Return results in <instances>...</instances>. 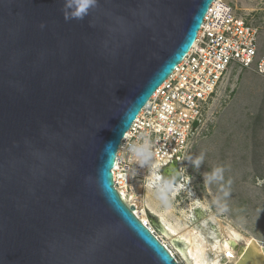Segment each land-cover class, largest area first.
Listing matches in <instances>:
<instances>
[{"label":"water","instance_id":"water-1","mask_svg":"<svg viewBox=\"0 0 264 264\" xmlns=\"http://www.w3.org/2000/svg\"><path fill=\"white\" fill-rule=\"evenodd\" d=\"M213 1L97 0L65 21V0H0V264H181L113 167Z\"/></svg>","mask_w":264,"mask_h":264},{"label":"rangeland","instance_id":"rangeland-1","mask_svg":"<svg viewBox=\"0 0 264 264\" xmlns=\"http://www.w3.org/2000/svg\"><path fill=\"white\" fill-rule=\"evenodd\" d=\"M233 5L238 14L260 27L261 43L264 45V0H233ZM201 153L204 154V160L199 169L188 159H183L182 162L187 173L192 176L189 185L199 203L194 206L192 197L189 198L184 191L174 196L172 210L168 214L172 224L181 227L182 232L191 234L190 230L194 225L192 226L190 217L194 218V213L201 211L200 207L204 206L210 221L219 225L222 237L236 231L245 237L257 238L264 244V211H258L264 209L263 77L250 70H236L227 78L212 101L207 123L193 137L185 156L194 159ZM218 166L224 167V180L206 185L205 173H210ZM229 180L231 184L228 183ZM147 184L148 180L133 182L130 189L136 188L144 200L157 204L154 188ZM225 191L229 192L227 197L223 195ZM213 197L217 198L218 203H211ZM188 204L194 210H188L186 214ZM225 204L229 209L226 212L220 210ZM160 208L163 209L161 205ZM150 223L156 233L161 235V240L163 241V237L175 251L179 260L183 264H189L171 239L152 220ZM197 240L206 246L207 259L217 258L221 248L210 249L209 245L212 243L205 236L201 235Z\"/></svg>","mask_w":264,"mask_h":264},{"label":"built area","instance_id":"built-area-1","mask_svg":"<svg viewBox=\"0 0 264 264\" xmlns=\"http://www.w3.org/2000/svg\"><path fill=\"white\" fill-rule=\"evenodd\" d=\"M260 33L259 26L236 12L233 0L213 1L195 44L150 97L122 140L113 167L115 186L121 194V189L130 190L133 182L147 180L151 169L150 164H141L133 152V146L144 139L141 136L148 134L155 148L168 152L160 161L162 166L180 169L227 78L236 70H250L264 78Z\"/></svg>","mask_w":264,"mask_h":264},{"label":"bare ground","instance_id":"bare-ground-1","mask_svg":"<svg viewBox=\"0 0 264 264\" xmlns=\"http://www.w3.org/2000/svg\"><path fill=\"white\" fill-rule=\"evenodd\" d=\"M161 167L162 168L160 170V173L156 174H160L165 179H171L175 175V173L179 171V169L173 168L174 166L171 167V169H167L162 165ZM146 177L148 180L147 185L153 188L152 168L146 174ZM180 181L181 177L176 176V183L178 184L180 183ZM121 190V195L126 201H128L129 203L136 204V214L139 215L152 229L154 227L151 225L150 220H154L156 226L162 231V233H164L171 239L176 249L187 260L189 264L233 263L247 249L249 242L252 239V237H245V235L243 236L242 233L236 231L230 232L229 235H224L222 237L219 225H216L217 223H213L212 221H210L209 217L207 216V213L204 211V206H197L200 207L201 211L195 212L194 218L190 217L192 226L194 225V227L190 230V232L192 231V233L187 234L186 232H182L181 227L173 225L171 220L169 219L168 214L171 212L172 207L167 211L161 209L158 200H156L158 201L156 202L157 204L148 199L144 200L142 194L136 188H132V190L130 189V191H127L126 187H124ZM183 191L185 193L191 191L193 193L192 200L195 199L194 192L192 191L190 185H188L186 189L182 190V192ZM180 192H178L174 196L179 195ZM191 209L194 210L193 206H190L188 204V209H185V213L187 214L188 210L192 211ZM201 235L205 236L206 240L211 241L212 244L209 245L211 246L210 249L216 248L218 250V248H221L218 250L219 254L216 259L209 260L205 256L206 246H203V242L201 243L197 240V238ZM159 237H161V235ZM162 239L163 242L178 259V261L183 264L179 260L175 251L171 249L167 241L163 237ZM257 241L264 246V244L260 240L257 239Z\"/></svg>","mask_w":264,"mask_h":264},{"label":"clouds","instance_id":"clouds-1","mask_svg":"<svg viewBox=\"0 0 264 264\" xmlns=\"http://www.w3.org/2000/svg\"><path fill=\"white\" fill-rule=\"evenodd\" d=\"M97 0H65L63 6V15L65 21L77 19L83 20L85 16L89 14V10L93 8L96 4ZM41 28L45 27L44 23H41ZM171 131V129H168ZM149 135L145 134L141 137L144 139L141 143L133 146V152L136 157L140 161L141 164H150L152 168V183L154 188V196L160 202V205L164 210H169L172 206V198L178 192L187 188V186L192 181V176L187 173V169L181 167L179 171L175 173V175L171 179H165L160 174L161 170V163L168 155V152L162 151L159 148H155V143L148 139ZM155 148V150H153ZM184 159H188L191 161L192 165L199 169L203 160L204 154L201 153L198 157L192 158L191 156H185ZM171 162V161H170ZM169 162V164H170ZM176 176L181 177L180 183H176ZM224 180V167L218 166L214 167L210 173H205L204 181L206 185H212L216 181H223ZM231 184V181H228ZM188 197L191 198L193 193L189 191L187 193ZM225 197L229 195V192L225 191L223 193ZM193 205H197L199 203V199L191 200ZM211 203H218L216 197H213ZM222 211H228V206L225 204L221 207ZM258 211H264V209H258Z\"/></svg>","mask_w":264,"mask_h":264}]
</instances>
